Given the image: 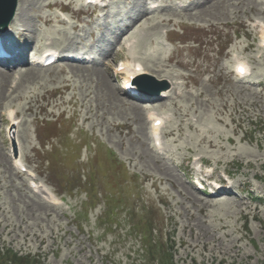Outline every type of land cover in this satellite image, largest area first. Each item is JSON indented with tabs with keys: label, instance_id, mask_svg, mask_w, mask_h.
Segmentation results:
<instances>
[{
	"label": "rangeland",
	"instance_id": "374dc122",
	"mask_svg": "<svg viewBox=\"0 0 264 264\" xmlns=\"http://www.w3.org/2000/svg\"><path fill=\"white\" fill-rule=\"evenodd\" d=\"M150 2L110 0L100 14L81 0H18L12 31L31 55L36 46L92 54L96 62L0 68V248L39 255L44 264H145L147 250L128 214L140 217L149 207L157 214L143 219H155L154 241L173 264H264V0H163L143 15ZM64 8L69 23L60 19ZM181 28L172 38L185 44L168 42L165 32ZM236 55L250 71L240 81L232 72ZM120 60H139L165 80L166 98L128 100L112 73ZM149 110L164 122L160 155ZM8 111L16 113L18 161L27 173L9 156ZM41 129L52 140L43 144ZM200 157L210 168L203 174ZM90 161L103 202L86 214L84 191L63 192L50 175L77 168L84 176ZM209 171L217 182L227 173L232 187L223 186L235 194L196 190ZM31 180L63 201L40 202ZM105 196H113V207L119 201L109 232L98 224Z\"/></svg>",
	"mask_w": 264,
	"mask_h": 264
},
{
	"label": "trees",
	"instance_id": "16d2710c",
	"mask_svg": "<svg viewBox=\"0 0 264 264\" xmlns=\"http://www.w3.org/2000/svg\"><path fill=\"white\" fill-rule=\"evenodd\" d=\"M71 177V178H67ZM50 179L56 184L57 188L63 192L72 194L75 190L84 191L86 195L85 212L88 214V211L95 209L97 206L102 204L103 199L99 191V176L95 164L90 161L88 170L86 174L82 175L81 169L73 168L69 175L62 176L59 175L56 170H52ZM113 196H105L106 207L104 212L99 217V226L103 229L104 232H109L111 228V222L115 217L116 210L119 207V201L115 202V207L112 204H109L108 201H111ZM146 212L156 215L153 210L144 208ZM132 214V213H131ZM130 214V215H131ZM82 215V214H81ZM133 216L136 218L135 214ZM80 218V216L78 217ZM77 218V219H78ZM132 218V216H131ZM78 226L80 227V222L77 220ZM132 227L136 234L142 237L145 242V249L147 250V258H151L152 262H146L149 264H155V260H158V264H173L171 255L167 252L165 248L160 246L161 249L155 245L154 236L152 234L153 229V218L147 222L143 217L138 218L137 221L131 220ZM159 256V257H157ZM40 259L33 256H19L14 253L12 250L7 249L4 253L0 251V264H40Z\"/></svg>",
	"mask_w": 264,
	"mask_h": 264
},
{
	"label": "water",
	"instance_id": "95a60500",
	"mask_svg": "<svg viewBox=\"0 0 264 264\" xmlns=\"http://www.w3.org/2000/svg\"><path fill=\"white\" fill-rule=\"evenodd\" d=\"M17 0H0V31H4L8 22L12 19Z\"/></svg>",
	"mask_w": 264,
	"mask_h": 264
},
{
	"label": "bare ground",
	"instance_id": "6f19581e",
	"mask_svg": "<svg viewBox=\"0 0 264 264\" xmlns=\"http://www.w3.org/2000/svg\"><path fill=\"white\" fill-rule=\"evenodd\" d=\"M19 9L17 8V11H18ZM151 12V10H146L145 11V14H143L142 12V14L143 15H147V14H149ZM17 13V12H16ZM140 13V14H141ZM15 21H16V18H14V20L11 22V24H10V26H9V30L10 29H12V27H13V23H15ZM146 21H150V19H147ZM261 30H263V27H261ZM262 38H263V41H264V33H262ZM129 47H130V45H129ZM133 48V47H132ZM30 50V49H29ZM32 52H35V54L36 55H38V54H40V52L41 51H39L37 48H36V46H34L33 47V51ZM55 52V51H54ZM26 53V51L23 53V54H25ZM24 64H29V63H24ZM91 65H93V63L91 64ZM83 66V65H82ZM130 66H131V64H127V66H126V69L127 70H129L130 69ZM28 67H30L29 65H28ZM134 65L133 66H131V68H133L134 69ZM31 68H35V67H31ZM78 68V67H77ZM9 69H13V68H9ZM46 69H48V68H46ZM29 70V69H28ZM143 73V72H142ZM1 74V73H0ZM140 75L141 74V72H135V75ZM2 75V74H1ZM165 93V92H164ZM162 96H163V93H162ZM10 115V118H11V120L12 121H14V118L12 117L13 116V113H10L9 114ZM153 115H156V114H153ZM38 185H42V186H44L45 187V185L42 183V182H40ZM45 189H46V192L47 193H49V190L45 187ZM40 192H42V193H45V191L43 190V191H40ZM216 195H224V193H222L221 192V190H219L218 192H216ZM217 197V196H216ZM227 197V196H226ZM49 199H53V198H51V196H49Z\"/></svg>",
	"mask_w": 264,
	"mask_h": 264
}]
</instances>
